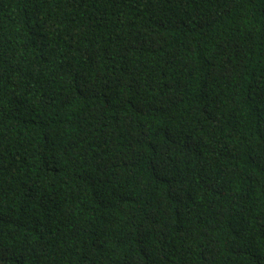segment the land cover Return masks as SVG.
Here are the masks:
<instances>
[{
  "label": "trees",
  "instance_id": "trees-1",
  "mask_svg": "<svg viewBox=\"0 0 264 264\" xmlns=\"http://www.w3.org/2000/svg\"><path fill=\"white\" fill-rule=\"evenodd\" d=\"M0 264H264V0H0Z\"/></svg>",
  "mask_w": 264,
  "mask_h": 264
}]
</instances>
